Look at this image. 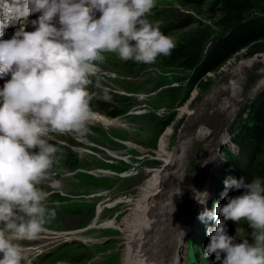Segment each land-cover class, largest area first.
<instances>
[{
  "label": "rangeland",
  "instance_id": "1",
  "mask_svg": "<svg viewBox=\"0 0 264 264\" xmlns=\"http://www.w3.org/2000/svg\"><path fill=\"white\" fill-rule=\"evenodd\" d=\"M242 1L156 0L147 19L173 38L172 54L150 65L103 54V62H98L100 86H90L97 93L91 101L95 120L90 131L84 137L50 133L49 143L58 152L40 185L49 192L47 206L57 213L47 228L86 229L78 235L80 240L32 252L43 254L36 264H122L125 244L108 237L124 234L125 206L133 199L134 188L152 169L162 167L154 151L168 129L169 150H175L182 137L192 143L182 171L189 189L179 191L171 207L165 202L160 209H174L170 218L176 237L182 232V264H216L214 255L204 256L206 230L216 226L215 220H200L199 214L212 211L215 201L227 203L221 195L226 179L243 178L245 183L259 179L264 186V63L243 64L264 54L263 13L257 4ZM237 68L238 75L231 73ZM231 83L239 87L235 102L227 89ZM101 88L110 89V100L103 99ZM111 121L119 125H109ZM108 149L120 155L113 156ZM53 181L63 186L50 185ZM243 191L227 189L229 196ZM203 192L208 195L201 204L196 197ZM225 223L229 229L230 221ZM242 232L253 242L246 222ZM20 243L28 249L40 241Z\"/></svg>",
  "mask_w": 264,
  "mask_h": 264
},
{
  "label": "clouds",
  "instance_id": "2",
  "mask_svg": "<svg viewBox=\"0 0 264 264\" xmlns=\"http://www.w3.org/2000/svg\"><path fill=\"white\" fill-rule=\"evenodd\" d=\"M156 0H0L3 28L13 20L39 13L34 31L22 25L10 39L0 38V264H25L20 242L40 237L57 215L47 206L49 192L40 185L55 163L58 148L50 133L84 137L95 120L91 101L99 87L94 79L104 53H116L122 61L154 64L170 56L172 37L147 17ZM97 13H100L97 17ZM57 21L58 25L57 26ZM110 89L103 99L110 100ZM221 194L227 203L215 201L212 211L198 219L215 220L208 227L204 256L220 264H264V186L259 179L225 180ZM241 189L229 196L227 189ZM179 193V191L177 192ZM196 200L205 203L207 192ZM246 222L253 242L241 228L229 235L226 221ZM237 236L241 242L237 243ZM30 264V262H29Z\"/></svg>",
  "mask_w": 264,
  "mask_h": 264
},
{
  "label": "bare ground",
  "instance_id": "3",
  "mask_svg": "<svg viewBox=\"0 0 264 264\" xmlns=\"http://www.w3.org/2000/svg\"><path fill=\"white\" fill-rule=\"evenodd\" d=\"M254 62L264 63V54H259L250 60H245L243 64L248 65ZM240 70L241 68H237L236 71L231 73L237 74ZM94 79L98 80L97 76ZM2 83L4 84L5 82ZM2 87L0 85V88ZM227 89H230L229 91L231 92L232 99L230 101L235 102L237 93H239V87L235 83H231ZM100 91L103 93V88ZM230 101L224 103L230 105ZM102 122L106 123V120ZM107 123L109 125H119L118 121ZM170 134V129H168L161 135L158 147L154 151L155 158L158 161H162V167L154 170L150 169L152 173L140 185L134 188L136 193L133 194V199L125 206L128 221L124 225V234L117 237H108L120 239L123 241L121 243L125 244L122 264H182V254L180 251L182 232L178 233V237H176V230H174V226L171 223L172 218H170L174 209L170 208L166 210L165 208L161 210L160 208L165 205V202H168L171 207L173 204L170 201L177 200L179 195L177 192L189 189L185 188L186 183L184 182L182 171L185 165L184 157L187 153L186 149H189L192 143L185 142L182 137L179 141L177 140V148L173 151L169 150ZM81 141L90 143L85 138L81 139ZM108 150L109 154L113 156L120 155V152L112 149ZM50 185L59 188L63 186L60 181H53ZM190 195L191 201H193L195 192H190ZM172 207L174 208L175 206ZM85 229L78 228L75 230L57 231L46 227V230L36 239L40 241V244L36 247L24 248L25 254L34 251L35 253H41L53 243L58 244L72 239L80 240V236L78 235ZM161 250L164 252L163 254H161Z\"/></svg>",
  "mask_w": 264,
  "mask_h": 264
},
{
  "label": "trees",
  "instance_id": "4",
  "mask_svg": "<svg viewBox=\"0 0 264 264\" xmlns=\"http://www.w3.org/2000/svg\"><path fill=\"white\" fill-rule=\"evenodd\" d=\"M242 2L247 3V4L251 3L250 5L257 4L256 6H258L263 13L262 18H261L262 20H261L260 24H262V26H264V0H243ZM262 34H264V33H262Z\"/></svg>",
  "mask_w": 264,
  "mask_h": 264
}]
</instances>
